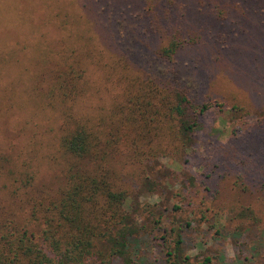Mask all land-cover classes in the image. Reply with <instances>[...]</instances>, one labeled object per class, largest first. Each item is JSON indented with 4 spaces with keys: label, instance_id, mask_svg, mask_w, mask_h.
I'll list each match as a JSON object with an SVG mask.
<instances>
[{
    "label": "rangeland",
    "instance_id": "rangeland-1",
    "mask_svg": "<svg viewBox=\"0 0 264 264\" xmlns=\"http://www.w3.org/2000/svg\"><path fill=\"white\" fill-rule=\"evenodd\" d=\"M171 1L172 20L195 40L175 65L210 105L188 154L158 158L154 192L140 194V160L98 144L109 180L148 225L129 242L132 263L167 264L162 231L172 228L188 264H264V0ZM148 36L140 48V0H0V236L25 229L40 242L43 208L30 210L64 186L61 137L81 126L103 141L124 122L120 87L140 82V52L165 42ZM60 75L73 79L59 88ZM247 205L256 221L236 216Z\"/></svg>",
    "mask_w": 264,
    "mask_h": 264
},
{
    "label": "trees",
    "instance_id": "trees-1",
    "mask_svg": "<svg viewBox=\"0 0 264 264\" xmlns=\"http://www.w3.org/2000/svg\"><path fill=\"white\" fill-rule=\"evenodd\" d=\"M156 32L165 42L151 53L140 52V82L127 77L120 87L123 98L116 101L115 113L124 122L110 126L103 141L81 126L61 137L59 146L71 158L64 186L53 200H38L30 210L34 215L37 206L43 208L40 242L25 229L2 233L0 264H133L129 242L148 225L141 217L140 226L136 223L128 191L109 180L104 151H99L98 144L110 153L140 160V194L154 192L156 183L149 174L158 158L172 154L178 159L188 154L194 144L198 116L210 105L209 99L198 101L191 95L190 81L175 65L177 51L195 40L172 20V1L140 0V48L143 37ZM70 60L64 69L74 64V58ZM69 78L60 75L56 79L59 88ZM136 121L140 132L133 128ZM236 216L256 221L248 205L242 206ZM157 222L153 220L152 225ZM162 232L169 235V240L162 241L165 262L188 264L179 232L172 228Z\"/></svg>",
    "mask_w": 264,
    "mask_h": 264
}]
</instances>
